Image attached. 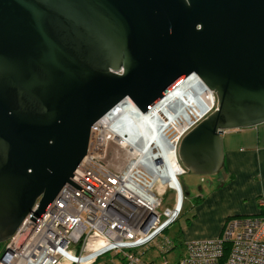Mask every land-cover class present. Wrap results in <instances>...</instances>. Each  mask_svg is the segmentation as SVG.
<instances>
[{
	"label": "water",
	"instance_id": "water-1",
	"mask_svg": "<svg viewBox=\"0 0 264 264\" xmlns=\"http://www.w3.org/2000/svg\"><path fill=\"white\" fill-rule=\"evenodd\" d=\"M190 74L216 105L178 157L217 174L224 131L264 123V0H0V243L66 182L92 198L70 180L100 186L76 169L91 126L127 99L147 112Z\"/></svg>",
	"mask_w": 264,
	"mask_h": 264
},
{
	"label": "built area",
	"instance_id": "built-area-1",
	"mask_svg": "<svg viewBox=\"0 0 264 264\" xmlns=\"http://www.w3.org/2000/svg\"><path fill=\"white\" fill-rule=\"evenodd\" d=\"M121 103L91 126L87 152L76 168L99 188L76 172L73 175L96 192L70 178L92 198L66 182L37 223L18 238L21 227L4 243L0 264H91L108 254L115 264H150L140 257L141 250L161 237L182 212L179 177L186 169L178 157L180 140L215 105L184 124L174 121L160 127L157 133L154 126L161 118L153 117L154 138L160 146L140 149L135 137L117 140V131L131 127L135 118L134 112L117 110ZM112 111L115 114L108 117ZM112 142L127 155L126 166L117 172L106 160ZM156 185L161 193L166 189L175 193L173 207L159 209L162 196ZM175 264H264V215L227 217L218 237L186 240Z\"/></svg>",
	"mask_w": 264,
	"mask_h": 264
},
{
	"label": "crops",
	"instance_id": "crops-1",
	"mask_svg": "<svg viewBox=\"0 0 264 264\" xmlns=\"http://www.w3.org/2000/svg\"><path fill=\"white\" fill-rule=\"evenodd\" d=\"M223 150V164L216 174L218 186L202 202L203 211L208 209L209 214L200 217V212L195 213V218L199 216V219L192 221L206 226L212 224L209 225L212 233L203 237L194 234L186 240L218 237L229 216L264 215V202L261 203L264 198V123L224 131ZM115 261L112 255H104L91 264H115Z\"/></svg>",
	"mask_w": 264,
	"mask_h": 264
},
{
	"label": "rangeland",
	"instance_id": "rangeland-1",
	"mask_svg": "<svg viewBox=\"0 0 264 264\" xmlns=\"http://www.w3.org/2000/svg\"><path fill=\"white\" fill-rule=\"evenodd\" d=\"M204 93L205 91L202 87L200 85H196L194 92L191 93L186 101V105L183 104L182 106H179L177 110L173 111L169 117V121H176L179 124H184L185 122H188L189 119L199 117V115H201L205 110H209L211 105L209 106V104H205L204 106V104H202L203 101L201 97H204ZM200 104L204 106L202 110L198 106ZM214 105H216V99ZM192 108H194V110ZM196 108L197 111H195ZM187 110L191 111L190 114L187 113ZM186 116L188 117L183 120L182 118ZM118 142L121 141L118 140ZM118 142H112L110 144L106 157L110 169L116 172L123 170L127 163V155ZM140 149L145 148L140 145ZM179 181L184 192L182 212L178 220L171 224L169 228L162 233L161 237L155 240L148 249L141 250L140 257L147 263L175 264L179 256L184 252L183 244L187 237H191L194 234L203 237V235H210L212 233V228L209 226L212 224L208 223V226H206L201 222L195 223L199 219V216L195 218L194 215L199 212L200 217L209 214L208 209L203 211L204 206L202 205L204 203L202 202H205V199L209 196V194H211V191H214L218 186V175H197L186 170L185 173L179 177ZM159 189L160 186L156 185L155 191L157 193H161ZM161 196L162 204L159 208L160 210L165 207L174 206L175 193L172 190L166 189L165 192L161 193ZM199 206L201 208L196 212L195 210ZM194 219L196 221L193 223L192 221ZM167 241L168 243L166 244L165 242ZM3 246L4 243H0V251L3 250Z\"/></svg>",
	"mask_w": 264,
	"mask_h": 264
},
{
	"label": "bare ground",
	"instance_id": "bare-ground-1",
	"mask_svg": "<svg viewBox=\"0 0 264 264\" xmlns=\"http://www.w3.org/2000/svg\"><path fill=\"white\" fill-rule=\"evenodd\" d=\"M196 85H200L202 89L205 91L204 97H201L203 101L202 104H204V106L205 104H209V106L211 105L212 107L215 102L214 95L208 90V88L195 74H190L186 76L165 97L160 99L151 109H149L145 113L140 112L139 109L135 106V104L131 102L129 99L123 101L119 105V108L117 110L134 112L135 118L132 119L133 122L131 123V127L117 131V139L122 142H126L130 139V137L132 138L135 137L139 140V145L143 146L145 149L155 148L156 144L157 147H159L160 146L159 142L154 138V128L157 133L159 132L160 127L167 128L169 127L170 124L174 123V121L173 122L169 121V117L171 116L173 111L179 108V106H182L183 104L186 103L191 93L194 92V88ZM202 104L198 105L201 110L204 108ZM192 109L194 110V108ZM114 110L116 111V109ZM115 111L110 112L108 117H111L113 114H115L114 113ZM195 111H197V108L195 109ZM190 112H191L190 110H187V113L190 114ZM140 115L142 118H140ZM153 117L161 118L159 121L160 126L159 125L158 127L154 126L153 128L152 126ZM187 117L188 116L183 117L182 119L184 120V118ZM169 148L167 149V151L169 150Z\"/></svg>",
	"mask_w": 264,
	"mask_h": 264
},
{
	"label": "trees",
	"instance_id": "trees-1",
	"mask_svg": "<svg viewBox=\"0 0 264 264\" xmlns=\"http://www.w3.org/2000/svg\"><path fill=\"white\" fill-rule=\"evenodd\" d=\"M184 245V244H183Z\"/></svg>",
	"mask_w": 264,
	"mask_h": 264
}]
</instances>
